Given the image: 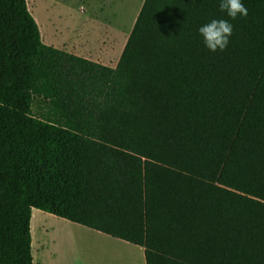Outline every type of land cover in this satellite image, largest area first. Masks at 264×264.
<instances>
[{
    "label": "trees",
    "instance_id": "obj_1",
    "mask_svg": "<svg viewBox=\"0 0 264 264\" xmlns=\"http://www.w3.org/2000/svg\"><path fill=\"white\" fill-rule=\"evenodd\" d=\"M241 2L232 19L221 0H142L109 67L0 0V264H33V208L145 264H264V0ZM213 19L233 25L224 51L199 33Z\"/></svg>",
    "mask_w": 264,
    "mask_h": 264
},
{
    "label": "rangeland",
    "instance_id": "obj_2",
    "mask_svg": "<svg viewBox=\"0 0 264 264\" xmlns=\"http://www.w3.org/2000/svg\"><path fill=\"white\" fill-rule=\"evenodd\" d=\"M43 43L60 48L71 42L107 46L126 41L142 0H26ZM93 39V40H92ZM41 103L32 111L39 115ZM33 264H145L143 249L126 241L104 236L39 209L30 218Z\"/></svg>",
    "mask_w": 264,
    "mask_h": 264
},
{
    "label": "clouds",
    "instance_id": "obj_3",
    "mask_svg": "<svg viewBox=\"0 0 264 264\" xmlns=\"http://www.w3.org/2000/svg\"><path fill=\"white\" fill-rule=\"evenodd\" d=\"M221 11H225L229 17L236 19L237 16L248 15V10L241 0H221ZM199 33L203 37L205 46L212 52L224 51L229 45V38L233 34V25L224 19H213L201 26Z\"/></svg>",
    "mask_w": 264,
    "mask_h": 264
},
{
    "label": "crops",
    "instance_id": "obj_4",
    "mask_svg": "<svg viewBox=\"0 0 264 264\" xmlns=\"http://www.w3.org/2000/svg\"><path fill=\"white\" fill-rule=\"evenodd\" d=\"M89 40H91V37L86 35V38L83 41L84 44H82V42L80 41V43L79 42H76V43L71 42L69 45L66 46V44L64 43L58 49L64 50L68 53H71V54H74V55H77L80 57H83V58L91 60L93 62H97V63L103 64V65H106L109 67H115L117 64V61L120 57V54L122 52L123 46L125 44L124 40H123L121 46L120 45L118 46L117 40L114 39V40H111V43L107 46L101 45V43H99V41H98V44L95 47L89 46V43H90ZM47 45H49V44H47ZM51 46H53V45H51ZM55 48H57V47H55ZM33 209H36V208H33ZM85 228H87V227H85ZM88 229H91V228H88ZM91 230H93V229H91ZM94 231L98 232L96 230H94ZM99 233H101V232H99ZM101 234H103V233H101ZM104 236H108V235L104 234Z\"/></svg>",
    "mask_w": 264,
    "mask_h": 264
}]
</instances>
